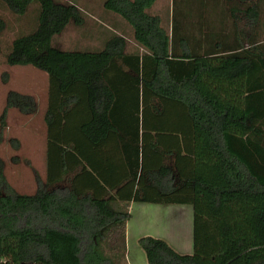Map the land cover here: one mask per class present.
<instances>
[{"label":"trees","instance_id":"16d2710c","mask_svg":"<svg viewBox=\"0 0 264 264\" xmlns=\"http://www.w3.org/2000/svg\"><path fill=\"white\" fill-rule=\"evenodd\" d=\"M0 1L19 16L39 7L5 61L50 78L59 117L50 107L45 121L60 158L33 195L16 192L0 158V262L128 264L129 208L138 202L194 210L193 253L145 236L148 264H264L263 0H210L222 16L205 21L204 0H172L170 29L152 13L159 0H105L123 20L107 14L114 32L71 49L53 40L86 25L76 3ZM5 29L0 16V39ZM10 109L31 115L37 104L8 94L0 143Z\"/></svg>","mask_w":264,"mask_h":264},{"label":"rangeland","instance_id":"374dc122","mask_svg":"<svg viewBox=\"0 0 264 264\" xmlns=\"http://www.w3.org/2000/svg\"><path fill=\"white\" fill-rule=\"evenodd\" d=\"M59 1L76 3L85 12L87 19L84 27L72 25L63 34L54 37V45L64 49H71L79 43L83 46L100 44L103 36L105 39L109 32L116 30V28L110 27L105 23L104 20L108 18L107 14L113 15L111 16L113 19L116 16L123 20L115 13L104 10L103 3L105 0ZM204 3H208L209 6L207 10L203 11L202 19L204 21L221 18L223 8H214V4L210 0H204ZM38 8L37 4H32L25 15L19 16L11 13L0 1V16L6 21V29L0 39L2 47L0 56V118L6 106L7 96L12 91L33 97L37 104L36 113L31 115L23 114L17 109L8 111L6 129L0 143V158L5 165L7 181L16 192L23 195H33L38 187L37 180L40 179L42 183H45L48 177L49 165L52 163L54 168L58 169L60 161L58 149L52 147V150H49V131L45 121V115L50 107L57 114V103L55 104L54 100L51 104V99H55L57 95L51 94L52 84L50 78L45 72L32 66H9L5 61V55L9 52L13 40L35 28ZM171 11L172 0H159L152 9L153 14L161 15L165 19V26L169 29L171 26ZM106 27H108L109 31ZM126 37L129 42V52L138 50L133 37L130 34L126 35ZM168 108V116H172V110L170 107ZM76 112V117L74 116V121L72 122L73 132L77 131L75 126L77 124L76 119L81 118L84 114L83 110H77ZM57 116L59 117L58 114ZM59 125L60 123H57L56 130H59ZM12 140H18V148L15 147ZM77 144L80 146V150H87L84 145L81 147L80 139ZM106 146L113 150L115 149L111 144ZM92 153H94L92 148L88 147V154H86L88 159L93 158L94 154ZM75 154L79 155L77 151ZM130 246L132 249L134 248L133 245Z\"/></svg>","mask_w":264,"mask_h":264},{"label":"crops","instance_id":"0c3cea01","mask_svg":"<svg viewBox=\"0 0 264 264\" xmlns=\"http://www.w3.org/2000/svg\"><path fill=\"white\" fill-rule=\"evenodd\" d=\"M264 20V0L262 3ZM264 22V21H263ZM264 32V27L262 28ZM57 109V107H56ZM77 110L84 108L80 104ZM58 112V109H57ZM80 119L75 125L80 129ZM131 220L127 224V260L129 264H148L138 241L145 236L165 240L176 252L191 255L194 250V210L190 205H158L132 202ZM130 245H133L132 249Z\"/></svg>","mask_w":264,"mask_h":264},{"label":"built area","instance_id":"2783aa9c","mask_svg":"<svg viewBox=\"0 0 264 264\" xmlns=\"http://www.w3.org/2000/svg\"><path fill=\"white\" fill-rule=\"evenodd\" d=\"M0 264H6V262L5 261H2V262H0ZM32 264H35V263H32Z\"/></svg>","mask_w":264,"mask_h":264}]
</instances>
